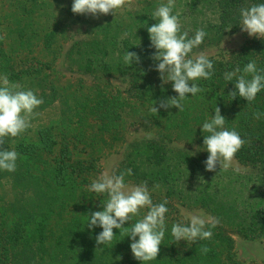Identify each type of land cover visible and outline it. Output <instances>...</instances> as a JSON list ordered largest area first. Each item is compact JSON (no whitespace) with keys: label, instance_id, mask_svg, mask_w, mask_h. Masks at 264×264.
I'll return each instance as SVG.
<instances>
[{"label":"trees","instance_id":"trees-1","mask_svg":"<svg viewBox=\"0 0 264 264\" xmlns=\"http://www.w3.org/2000/svg\"><path fill=\"white\" fill-rule=\"evenodd\" d=\"M72 3L0 0V76L43 100L32 119L36 123L0 146L18 153L14 172L0 170V264H144L134 258L131 237L122 229H113L110 244L97 246L102 228L87 227L88 216L102 211L108 199L89 191L103 172L102 158L122 149L113 173L131 169L125 183H146L154 204L168 202L159 254L145 264H245L236 255L235 237L264 238V89L251 103L232 99L235 78L226 81L224 74L238 67L242 74L252 61L264 74V39L254 37L227 56H208L211 79L193 81L202 91L187 94L182 111L154 113L161 100L178 96L155 70L156 50L147 31L156 23L152 13L167 1L131 0L104 21L90 22L81 38H74L72 23L88 15L73 14ZM259 3L264 0H185L181 33L192 37L203 29L207 35L199 47L218 44L241 28V9ZM127 51L137 53L140 63L126 65ZM60 58L70 72L57 68ZM215 107L224 128L246 141L235 155L246 169L224 171L217 165L206 171L207 133L201 129ZM137 126L145 135L128 140ZM180 207L201 209L219 221L210 228L211 239L174 242L172 225L188 223Z\"/></svg>","mask_w":264,"mask_h":264},{"label":"clouds","instance_id":"clouds-1","mask_svg":"<svg viewBox=\"0 0 264 264\" xmlns=\"http://www.w3.org/2000/svg\"><path fill=\"white\" fill-rule=\"evenodd\" d=\"M130 3L131 0H73L71 11L73 14H90L98 18L100 15L116 14L117 10ZM174 7L175 0L161 3L152 13V19L156 20V23L147 27L150 47L156 50L151 57L157 62L155 70L159 72L162 84L172 82V89L178 94L161 100L159 108H152L154 113H158L159 109L167 110L172 107L182 111V102L188 97L187 94L195 96L202 91L193 81L201 78L211 79L213 75V63L203 51H196L190 58L193 50L200 48L207 33L203 29L196 30L192 37H189L187 31L181 33L179 17L173 14ZM240 16L239 26L242 32H246L250 37L264 39V3L242 8ZM123 59L128 66L140 63V57L135 52L127 51ZM238 73H241L239 67L224 74L226 81L231 82L235 78V90L229 95L232 99L239 96L251 103L264 89V74L257 70L255 61L247 63L242 74ZM249 76L251 79L247 78ZM42 103L43 100L32 90H22L19 84L11 83L7 75L0 76V146L4 145L6 138L14 139L32 127V119L39 115L35 110ZM214 111L215 115L204 122L201 129L203 133H207L204 135L203 145L209 154L204 164L209 172H214L217 165L220 170L227 171L246 141L234 129L230 131L224 128L225 118L221 115L219 107H215ZM253 116L260 119L261 113L256 112ZM17 158L18 153L15 150H0V170L14 172ZM233 170L240 171L239 168ZM130 175L131 169L118 175L104 172L91 183L89 191L107 194L108 199L102 205V211L92 212L88 216L87 227L102 228L96 236L97 246L110 244L115 236L113 229H122V234L131 237L130 249L134 258L145 264L156 260L159 254V246L165 236L168 202L165 200L163 203L154 204L146 183L133 187L126 185L125 176ZM142 209H147L144 216L130 227H124L125 223L131 221L133 216L139 215ZM187 219L188 223L178 222L172 225L171 235L175 243L184 240L193 244L211 239L213 233L210 228H215L219 223L218 220L206 218L203 214L190 215ZM208 252L206 246L201 247L202 254Z\"/></svg>","mask_w":264,"mask_h":264},{"label":"rangeland","instance_id":"rangeland-1","mask_svg":"<svg viewBox=\"0 0 264 264\" xmlns=\"http://www.w3.org/2000/svg\"><path fill=\"white\" fill-rule=\"evenodd\" d=\"M177 1L178 0H175V5L177 6V9L175 10V15H178L179 21H181L182 20L181 14L183 12L185 0H182L181 4H180V1L179 2ZM121 10L122 8L117 10V12ZM113 14L114 13H110L108 15H100L98 18L93 17L90 14H87L88 16H84V17L82 16L81 19H79L76 22L74 21L72 23L71 32L75 33L74 38L83 37L85 35L84 30L86 29V27L88 26L90 22L100 23ZM71 19L72 18H70L69 21H72ZM252 38L254 37H250L246 32H242L241 28H239L236 31H232L224 35V37L221 39V41L218 44L206 45V46L200 47L196 50H193V53H191L190 55L193 57L196 51L197 52L203 51L207 56H214V57L227 56L233 53L234 51L238 50L243 44L250 41ZM57 68H59L62 72L63 71L70 72L67 69V67L64 65L62 58H60L57 61ZM114 82L119 87H125L126 85V82L121 79H115ZM42 116L47 117L46 114L45 115L43 114ZM35 123L36 121L31 122L32 125ZM144 135H145L144 129L142 127L137 126V127H132L128 131L127 138L128 140H131V139H134L135 137L139 138ZM123 150L124 149H122L121 152L119 153H113V154H110L102 158V166H103L102 173L108 172L109 174H113V169L115 168V166L119 163V161L122 158ZM235 168L246 169V167L241 165L234 158L232 162V166L229 169L234 171L233 169ZM126 185H128L129 187L137 186L133 183H126ZM1 189L4 190L5 186L1 187ZM8 190H9L8 196L12 197L14 195L13 191H11L10 188ZM179 214H180V217L185 220H188L187 218L190 215L203 214L206 218L209 217L208 214L201 209H189V208L187 209L185 207H180ZM235 239H236L235 251H236V255L238 259H240L245 264H264V238H258L255 240H247L242 237L236 236Z\"/></svg>","mask_w":264,"mask_h":264}]
</instances>
